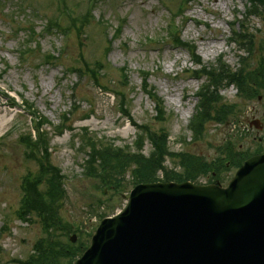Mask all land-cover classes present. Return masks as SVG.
Returning <instances> with one entry per match:
<instances>
[{
  "label": "rangeland",
  "instance_id": "374dc122",
  "mask_svg": "<svg viewBox=\"0 0 264 264\" xmlns=\"http://www.w3.org/2000/svg\"><path fill=\"white\" fill-rule=\"evenodd\" d=\"M62 3L0 0V264H18L15 261L31 254L42 236L37 216L19 220L16 215L23 179L38 169L17 143L20 133L33 136L35 132L30 116L22 114L23 99L51 123L43 127L51 136L50 161L64 176L65 196L59 214L71 228L67 237L76 234L73 244L81 240L88 244L100 215L120 210L132 188L127 172L121 191L101 189L98 181L84 175L86 155L78 149L83 128L102 142L133 146L139 129L122 113L120 94L128 100L135 123L167 131L172 152L184 151L211 161L227 141L249 153L264 149V88L259 90L260 99L257 95L243 98L234 87L222 90V103L233 105L228 118L223 123H207L203 138L192 139L189 120L198 101L196 93L207 80L194 72L199 66L192 63L190 51L174 46L167 31L174 24L181 40L195 46L207 68L223 64L238 69V56H242L246 67L253 69L264 57V5L249 15L250 0H188L185 4L180 0H96L93 10L87 0H65L74 13L87 10L91 24L82 33L45 31L49 19L63 17ZM121 24L113 38L114 29ZM233 30L246 34L249 43L243 42L245 48L235 40ZM151 39L156 41L150 43ZM23 52L28 53L22 56ZM81 57L91 65L96 60L105 64L99 85L79 69ZM71 67L79 71L71 74ZM121 68L126 69L123 78ZM143 73L163 102L165 121L156 119L155 104L142 91ZM253 118L261 121L263 129L249 127ZM63 121L68 127L58 134L54 127ZM149 150L145 140L143 153ZM165 165L173 167L170 159ZM233 173L234 169L224 172L222 184Z\"/></svg>",
  "mask_w": 264,
  "mask_h": 264
},
{
  "label": "trees",
  "instance_id": "16d2710c",
  "mask_svg": "<svg viewBox=\"0 0 264 264\" xmlns=\"http://www.w3.org/2000/svg\"><path fill=\"white\" fill-rule=\"evenodd\" d=\"M93 1L95 3V0ZM186 1L188 2V0ZM186 1H183V4ZM251 4L253 8H257L258 4L264 5V0H251ZM62 5L65 7V11L62 12L64 14L63 20L66 19L65 24L62 25L63 20L60 21L57 17L51 18L46 22V31L57 29L66 33H68V30L82 33L83 30L89 27L91 20L87 10L79 14L72 12L67 7V3L65 4V0H63ZM93 7L94 5L91 6L92 10ZM181 13V9H179L178 14ZM248 14H250V11ZM121 26L119 25V29H114L113 38L118 36V30L121 29ZM174 26V24H170L167 30L172 44L187 48L190 51L193 57L192 63L200 66L195 73L205 76L207 80L196 93L198 101L195 112L189 120L192 139L198 140L203 138L207 123H223L231 113L233 105L222 103L223 99L219 94L221 88L234 84L239 95L247 99L255 97L259 90L264 88V57L260 59L258 66L253 69L244 66L242 58H240V68L235 70L223 64L207 68L206 65L201 63L199 56L195 54V46L181 40L179 31ZM103 29L106 31L107 27ZM32 34H34L33 28ZM244 34L234 31L237 41L242 46L249 43L245 39L246 34ZM149 42H154V40ZM23 54L25 53L23 52L22 56ZM45 63H49V61H45ZM105 67V64L99 60L91 65L84 57H81L79 69L84 75H88L93 83L99 85L103 71L106 70ZM79 69L74 70L71 67L69 71L73 74ZM125 73L126 69L121 68L122 78L125 77ZM141 88L155 104L156 119L165 121L166 113L163 102L155 92V88L149 85L147 73L142 74ZM114 92L117 94L116 91ZM120 96L119 105L122 113L139 129L133 146L120 147L116 146L113 141L102 142L96 139V136L88 134L85 128L82 129V133L78 134L80 140L78 149L86 155L83 165L84 174L98 181L101 189L109 188L108 190L112 192L121 191L126 186L124 178L127 172H129V183L131 185L159 180L199 183V180L204 177H208V183L224 182L223 173L231 169H237L249 155L245 151L235 150V145L231 141H227L220 154L211 161L184 151L172 152L167 146V131L165 129L153 131L145 124L135 123L126 105L128 100L124 95L120 94ZM22 107L28 116L34 118L31 120L34 123L36 136L32 137L30 132L20 133L17 143L23 148L25 157L30 160L34 159L38 169L35 173H29L23 179L21 186L22 198L16 215L19 220H25L24 218L31 214L37 216L41 223L42 236L33 244L31 254L22 261L15 262L18 264H71L73 259L83 252L87 244L82 240L75 244L68 240L67 236L71 232V228L66 221L62 220L59 214L65 196L64 176L61 170L50 161L49 144L51 136L43 127L51 123L46 118L39 116L34 106L25 99L22 100ZM67 127L63 121L54 128L58 134H61ZM145 140L150 143V150L147 154L143 153ZM167 159L172 161L173 167L165 165ZM176 166L178 169H176ZM159 173H161V176ZM105 215L104 213L101 214L100 218ZM62 237L66 238L62 239Z\"/></svg>",
  "mask_w": 264,
  "mask_h": 264
},
{
  "label": "water",
  "instance_id": "95a60500",
  "mask_svg": "<svg viewBox=\"0 0 264 264\" xmlns=\"http://www.w3.org/2000/svg\"><path fill=\"white\" fill-rule=\"evenodd\" d=\"M72 264H264V154L226 186L135 185Z\"/></svg>",
  "mask_w": 264,
  "mask_h": 264
}]
</instances>
